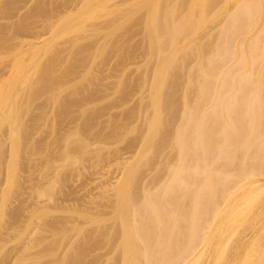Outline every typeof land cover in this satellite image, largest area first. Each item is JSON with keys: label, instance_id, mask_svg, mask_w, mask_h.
I'll return each mask as SVG.
<instances>
[{"label": "rangeland", "instance_id": "374dc122", "mask_svg": "<svg viewBox=\"0 0 264 264\" xmlns=\"http://www.w3.org/2000/svg\"><path fill=\"white\" fill-rule=\"evenodd\" d=\"M142 1L0 0V264H62L83 240L74 225L86 236L115 224L114 187L141 149L150 111L155 61L150 0ZM164 153L172 160L170 147ZM154 163L143 168L145 183L158 171ZM263 216L256 233L231 235L228 259L255 262ZM225 239L213 241L201 264H214ZM98 240L88 264H120L121 250Z\"/></svg>", "mask_w": 264, "mask_h": 264}, {"label": "bare ground", "instance_id": "6f19581e", "mask_svg": "<svg viewBox=\"0 0 264 264\" xmlns=\"http://www.w3.org/2000/svg\"><path fill=\"white\" fill-rule=\"evenodd\" d=\"M149 7L155 66L141 149L114 187L115 224L86 236L74 225L85 237L55 257L62 264H88L99 238L121 250L120 264H201L226 235L212 263L234 264L231 235L256 233L262 220L264 186L256 184L264 175V0H150ZM153 162L158 171L148 184L143 168ZM94 217L88 220L103 218ZM260 236L249 264H264Z\"/></svg>", "mask_w": 264, "mask_h": 264}]
</instances>
